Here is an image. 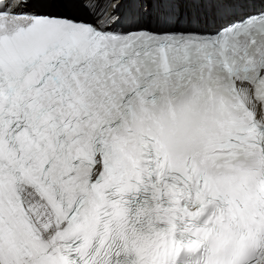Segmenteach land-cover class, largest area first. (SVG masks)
I'll list each match as a JSON object with an SVG mask.
<instances>
[{"label": "snow or ice", "instance_id": "1", "mask_svg": "<svg viewBox=\"0 0 264 264\" xmlns=\"http://www.w3.org/2000/svg\"><path fill=\"white\" fill-rule=\"evenodd\" d=\"M0 264H264V0H0Z\"/></svg>", "mask_w": 264, "mask_h": 264}]
</instances>
